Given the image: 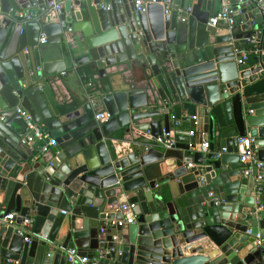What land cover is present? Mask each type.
Instances as JSON below:
<instances>
[{"label":"water","instance_id":"1","mask_svg":"<svg viewBox=\"0 0 264 264\" xmlns=\"http://www.w3.org/2000/svg\"><path fill=\"white\" fill-rule=\"evenodd\" d=\"M51 1L0 0V218L19 214L0 225V264H71L68 249L85 264H264L254 245L264 240V166L243 175L233 117L239 106L248 136L264 139V0H229L248 21L245 38L208 24L223 0H142V9L136 0H65L56 21ZM31 11L36 19L20 16ZM63 23L82 34L68 49L75 64L101 71L142 60L147 89L58 107L46 77L66 65L40 47L64 49ZM20 107L55 142L43 154L23 140ZM133 118L173 144L140 141L118 157L112 137ZM123 196L135 217L126 237L106 224L122 219ZM21 217L32 219L29 242L17 233ZM218 225L225 233L212 240Z\"/></svg>","mask_w":264,"mask_h":264},{"label":"crops","instance_id":"2","mask_svg":"<svg viewBox=\"0 0 264 264\" xmlns=\"http://www.w3.org/2000/svg\"><path fill=\"white\" fill-rule=\"evenodd\" d=\"M232 5L229 3V0H223L221 7ZM220 5H216L213 10V15L215 16L218 14ZM73 9L74 6H72ZM237 14V12H236ZM58 13L50 12L49 20L56 21ZM237 22L231 28L222 22L218 24L216 27L217 33L219 35L233 33L237 38H245L247 36L246 29H247V22L242 15H236ZM42 22H45V18L41 19ZM64 28V42L63 46L64 49H60L57 51L55 46H46L43 45L40 47L43 53L49 54L50 60H58L61 59L64 61L66 68L63 72L54 74L52 76L46 77V81L48 83L51 95L55 101V104L58 107H69L74 105H81L85 102L89 101L92 95H98L100 93L106 92H116L122 90H129V89H139L144 88L147 89L148 84L144 80V63L142 60H134L129 63H125L124 65L127 67H123V65H116L114 67H105L101 71H91L89 67L81 66L74 63L75 55L68 52L73 44L81 38L82 34L80 32H68L67 24L63 23ZM242 49L244 47L242 46ZM182 60V56H181ZM88 82L92 83L91 87H88ZM146 99L148 104L153 102L151 94L148 92L146 95ZM94 102V101H93ZM92 103L93 109L95 112L103 111L104 106L101 102L96 101ZM21 111H25L20 107ZM233 117H234V124L239 130L240 136H248L247 131L244 130L242 125V118H241V110L239 106L233 109ZM133 122L129 125L128 129L122 132V130L118 131L112 137V144L116 148V154L118 157L127 154L130 151V148L133 144L140 141L149 142V144H154V139H152L148 132H143L139 125L144 122V119H134ZM43 133L47 134V137H43L42 139H34L31 143H26V145L31 148L35 153L43 154L41 151V146L48 142L50 137L48 136V132L43 128ZM190 130L185 128L184 134ZM31 134V131L28 130L26 135L24 136L23 140L27 135ZM121 135L123 136L120 139ZM203 142L207 141V135H203ZM256 146V153L258 161L264 164V151L259 153V150H264V139L256 142L254 141ZM52 147V146H51ZM50 154V151L45 154ZM244 168V166H243ZM124 196L122 197L121 203H125ZM131 226L130 228L125 227L122 229V236L126 237L128 233V229H133ZM225 233V228L221 225L213 226L208 228V235L212 238V240H217L222 238ZM115 239V238H114ZM264 255V253H263Z\"/></svg>","mask_w":264,"mask_h":264},{"label":"built area","instance_id":"3","mask_svg":"<svg viewBox=\"0 0 264 264\" xmlns=\"http://www.w3.org/2000/svg\"><path fill=\"white\" fill-rule=\"evenodd\" d=\"M236 1L241 2L242 0H236ZM64 2L65 0H52L51 2L48 3V7H50L52 11L59 14L64 7ZM135 3L138 9H142L144 6V2L142 0H136ZM261 8H262V14L264 16V5H262ZM20 16L24 17L26 20H33L37 18L38 14L35 11H31L25 14L22 13L20 14ZM220 22L227 24L230 28L234 24H236L237 22L236 11L233 9V7L226 5L223 8H221L218 14H216L215 16L209 19L208 24L211 26L217 27ZM66 30L68 32H71L72 28L67 27ZM45 40H46V35L44 33H41L39 40H38V45L45 43ZM248 41L252 42V39H249ZM244 59H246L245 55L242 56L241 60H244ZM87 85L88 87H91L92 83L88 82ZM16 111L19 112L24 117V119L26 120L28 124L29 131H31V134L25 137L24 139L25 143H31L36 138L42 139L44 136L47 137V134L43 133L42 131L43 129H41L40 127H37L30 121V116L25 111H21V109L19 108H17ZM94 118L99 123H103L109 119V115L105 110H103V111L96 112L94 114ZM187 133L189 136H193L195 134V130L190 129L188 130ZM166 136L167 134H163L162 138H158L154 141L158 144L163 143L165 141L164 139ZM165 142L167 146H170L171 144H173L174 141L169 140ZM237 144H238L237 154L239 156V161L244 166L242 170L243 175L245 176L250 175L252 173L253 167L262 168L264 166V164L258 161L257 159L256 146H255L253 138L249 136L238 137ZM54 145H55L54 140L50 138L48 142L44 143L41 146V151H46L50 146H54ZM207 148H208V142H203L200 145V149L206 150ZM222 150L224 151L225 149H222ZM258 179L259 177L256 178V180ZM133 207H134V204H129L127 202L121 203L119 205V210L121 211L122 219L120 220L113 219V220L107 221L106 222L107 226L109 227L110 226H120L124 228V227H127L133 224L135 221V217H134L133 210H132ZM261 209H262L261 205L257 207V210H261ZM17 217H19V214H16V213L6 214L2 218H0V225L14 226L16 225L15 221ZM21 218H22V221L18 225L17 233L24 237L25 242H29L30 236L27 230V226L32 222V219L27 218V217H21ZM254 245L259 249L261 253H264V240L261 239L259 235L255 236ZM66 253H67L66 259L71 264H76V263L85 264L88 261L87 258L85 257L83 258L77 257L75 249H68Z\"/></svg>","mask_w":264,"mask_h":264},{"label":"trees","instance_id":"4","mask_svg":"<svg viewBox=\"0 0 264 264\" xmlns=\"http://www.w3.org/2000/svg\"><path fill=\"white\" fill-rule=\"evenodd\" d=\"M122 138H123V136L121 135L120 139H122Z\"/></svg>","mask_w":264,"mask_h":264}]
</instances>
